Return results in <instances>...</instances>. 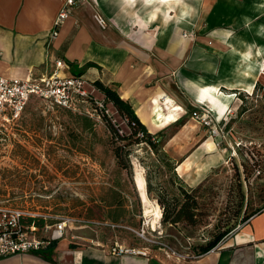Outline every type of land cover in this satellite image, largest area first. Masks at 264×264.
I'll use <instances>...</instances> for the list:
<instances>
[{"label": "rangeland", "instance_id": "374dc122", "mask_svg": "<svg viewBox=\"0 0 264 264\" xmlns=\"http://www.w3.org/2000/svg\"><path fill=\"white\" fill-rule=\"evenodd\" d=\"M200 14L195 13L191 31L182 30L181 36L187 34L184 38L192 42L191 54L202 45L211 47L209 59L215 63L218 47L200 45V39L215 41L213 33L233 30L207 28ZM93 68L85 62L74 70L88 80L92 96L105 101L107 112H94L91 101L78 113L33 99L20 120L0 125V206L44 215L50 218L47 223L70 218L69 236L80 226L93 232L88 240L93 245L118 242L176 263L202 256L200 247L221 232L227 233L212 250L227 243L264 209L261 88L236 93L240 107L230 109L222 138L199 125L190 106L176 123L154 131L145 125L159 138L153 148L138 139L139 126L97 89L94 82L108 86L109 80L102 67ZM208 139L214 142L212 151L204 146ZM213 159L218 163L196 178L197 170ZM180 164L183 169L178 171ZM137 168L145 172L148 195L142 193L146 181ZM184 192L197 200L200 224H164L159 197L175 216L186 199Z\"/></svg>", "mask_w": 264, "mask_h": 264}, {"label": "crops", "instance_id": "0c3cea01", "mask_svg": "<svg viewBox=\"0 0 264 264\" xmlns=\"http://www.w3.org/2000/svg\"><path fill=\"white\" fill-rule=\"evenodd\" d=\"M65 1L0 0V75H42L57 60L69 65L72 74L85 62L102 67L108 86L152 131L176 123L190 106L202 104L219 119L228 118L231 108L240 107L238 91L253 93L258 87L264 95V0H82L54 36ZM198 12L207 28L233 30L234 35L213 33L215 41L200 39V45L218 47L215 63L209 59L211 47L202 45L191 54L192 42L184 38L187 34L181 36L182 30L191 31ZM167 114L176 122L167 120ZM204 146L215 148L211 139ZM217 160L197 170L195 177ZM92 233L79 226L69 236L67 228L65 237L45 250L3 257L0 264H264V209L227 243L180 263L148 255L116 256L113 245L88 242Z\"/></svg>", "mask_w": 264, "mask_h": 264}, {"label": "built area", "instance_id": "2783aa9c", "mask_svg": "<svg viewBox=\"0 0 264 264\" xmlns=\"http://www.w3.org/2000/svg\"><path fill=\"white\" fill-rule=\"evenodd\" d=\"M81 1H65L55 20L54 36L58 34V29L67 19L71 9ZM97 19L100 23H104L101 17ZM64 70H70V66L63 60H57L55 68L42 75L34 73L27 77L0 75V125L20 120L27 105L33 99L78 113H82L83 105L91 101L94 103V109H92L94 112L108 111L104 100L101 101L92 96L94 89L91 91L87 89V85L90 84L83 75H65ZM192 113V118L199 125L207 128L211 136L224 135L227 114L219 119L213 110L202 104L197 106ZM260 172L259 170L258 173ZM39 217L45 220L42 226L35 222V218ZM49 219L44 215L32 214L18 208L0 206V258L45 250L65 237L68 224L73 220L62 218L53 223H47ZM111 253L116 256L147 255L145 251L130 249L118 242L111 247Z\"/></svg>", "mask_w": 264, "mask_h": 264}, {"label": "trees", "instance_id": "16d2710c", "mask_svg": "<svg viewBox=\"0 0 264 264\" xmlns=\"http://www.w3.org/2000/svg\"><path fill=\"white\" fill-rule=\"evenodd\" d=\"M95 86L97 87V89L102 92L104 94V96L106 97L107 100L111 101L113 103V105L120 110L121 113H123L124 115H126L131 123H135V125H138L141 132H142V137L138 138L139 140H141L142 142H147L149 144H151V146L153 148H156V144L154 139H157V141H159V138H157V136L155 137V135H152L149 131H148V127H146L144 124H142V122L140 121L139 117L136 114V111H134L133 107L131 106V104L125 100H123L120 97V94H118L117 91H115L114 89L110 88L109 86H105L102 82L100 81H96L94 82ZM258 86V85H257ZM119 158V156H118ZM185 193V201L181 204L179 211L177 212V214L175 216H173V213L171 210H169V207L164 204L161 200V198L159 197V204L160 206H162L161 208L163 210V222L164 224H175L178 223L180 221H187V223L197 226L198 224H200V220L198 219L199 213H198V202L197 200L192 199L190 200V194L187 192ZM255 215V214H254ZM35 222L42 226L44 224L43 219L40 218H35ZM226 231L225 232H221L218 235H216L214 237L213 240H211V242H209L208 244H206L205 246H201L200 247V252L201 254H206L209 251H211L213 248H215L220 241L224 238V236L226 235Z\"/></svg>", "mask_w": 264, "mask_h": 264}, {"label": "bare ground", "instance_id": "6f19581e", "mask_svg": "<svg viewBox=\"0 0 264 264\" xmlns=\"http://www.w3.org/2000/svg\"><path fill=\"white\" fill-rule=\"evenodd\" d=\"M98 18H99V16H98ZM264 67V66H263ZM262 80H263V82H264V68H262ZM160 113H163V112H160ZM168 115V114H167ZM165 117H167V116H165ZM167 120H170V122L172 123V122H176L175 121V119H174V117H172V114H169L168 115V117H167ZM137 172L138 173H140L141 175H142V179L144 180V181H146L142 186H141V189H142V193H143V195H148V189H147V179H146V175H145V172H144V170L142 169V168H137ZM158 212V211H157ZM155 213V217H156V219H158L159 221H160V214H158V213ZM158 221V222H159ZM157 222V221H156Z\"/></svg>", "mask_w": 264, "mask_h": 264}]
</instances>
